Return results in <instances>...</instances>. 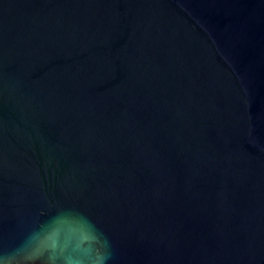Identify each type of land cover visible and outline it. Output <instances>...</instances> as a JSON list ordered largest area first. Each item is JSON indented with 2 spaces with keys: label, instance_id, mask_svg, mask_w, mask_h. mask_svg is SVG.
Returning <instances> with one entry per match:
<instances>
[{
  "label": "water",
  "instance_id": "water-1",
  "mask_svg": "<svg viewBox=\"0 0 264 264\" xmlns=\"http://www.w3.org/2000/svg\"><path fill=\"white\" fill-rule=\"evenodd\" d=\"M0 264H264V0H0Z\"/></svg>",
  "mask_w": 264,
  "mask_h": 264
}]
</instances>
